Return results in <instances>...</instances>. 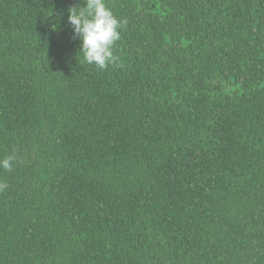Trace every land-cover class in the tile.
I'll list each match as a JSON object with an SVG mask.
<instances>
[{
	"label": "trees",
	"instance_id": "obj_1",
	"mask_svg": "<svg viewBox=\"0 0 264 264\" xmlns=\"http://www.w3.org/2000/svg\"><path fill=\"white\" fill-rule=\"evenodd\" d=\"M0 0V264H264V0Z\"/></svg>",
	"mask_w": 264,
	"mask_h": 264
},
{
	"label": "clouds",
	"instance_id": "obj_2",
	"mask_svg": "<svg viewBox=\"0 0 264 264\" xmlns=\"http://www.w3.org/2000/svg\"><path fill=\"white\" fill-rule=\"evenodd\" d=\"M68 21L73 35L81 42L79 53L83 62L100 69L117 63L113 48L120 39L122 22L107 6L106 0H82V5L68 9ZM17 162L15 154L7 155L0 159V169L11 171ZM7 187L6 182H0V192Z\"/></svg>",
	"mask_w": 264,
	"mask_h": 264
}]
</instances>
